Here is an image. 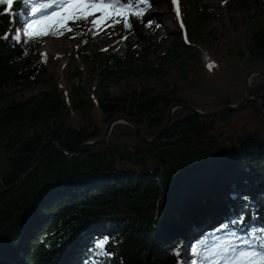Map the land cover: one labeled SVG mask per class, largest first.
<instances>
[{
	"label": "trees",
	"instance_id": "obj_1",
	"mask_svg": "<svg viewBox=\"0 0 264 264\" xmlns=\"http://www.w3.org/2000/svg\"><path fill=\"white\" fill-rule=\"evenodd\" d=\"M225 4L255 20L264 18V0ZM18 5L13 0L18 15L11 23L8 15H0V36L8 35L0 39V193L7 190L0 195V264H89L94 245L87 249L86 237L97 235L114 243L116 254L109 264H181L173 252L175 239L182 244L207 219L212 222L209 212L216 210L219 215H213L225 220L240 213L244 204L217 197L231 183L239 197L252 187L256 200L249 203L246 222L264 224V76L251 79V100L241 111L205 118L176 110L155 145L118 124L106 143L72 160L53 145L43 147L54 138L68 153L78 154L84 144L103 138L110 121L121 116L152 140L175 103L206 113L238 105L245 97L246 76L264 71V20L254 23L237 48L225 47L219 38L214 44L201 35L215 17L188 2L182 19L188 42L209 40L216 51L212 67L191 55L179 66L178 78L161 90L142 86L109 95L100 83L90 95L72 84L67 97L38 59L39 44L51 32L42 37L33 32L20 42L11 36L29 13V7ZM141 21L142 15L131 11L126 39L114 53L99 57V67L106 55L115 66L102 73L104 83L127 74L122 63L136 54L134 46L141 48L131 62L146 66L138 76L149 73L144 53L154 46L153 32ZM179 50L172 45L160 62H180ZM96 56L83 51L80 59L87 63ZM151 70L156 75L158 65ZM42 85L40 94L15 99L17 92ZM35 160L38 166L31 171ZM247 174L253 177L249 187L242 184ZM208 206L214 209L207 212Z\"/></svg>",
	"mask_w": 264,
	"mask_h": 264
},
{
	"label": "rangeland",
	"instance_id": "obj_2",
	"mask_svg": "<svg viewBox=\"0 0 264 264\" xmlns=\"http://www.w3.org/2000/svg\"><path fill=\"white\" fill-rule=\"evenodd\" d=\"M159 1L160 4L156 5L153 4L156 3V1L152 0L150 8L132 5L131 10L126 11L123 16H114V22L119 20L121 23L123 19V30L120 28V23H113L114 27L111 26V28L120 29L121 31H116V34H114L111 38V42L102 46L97 45L96 32L101 28L106 20L101 23L98 29L95 30H92V25L90 23L91 20H89V18L87 22L83 20L76 21L75 23L69 21L67 27L72 28L73 30L67 31L66 28H63L61 29L63 35L55 36V39L52 40L54 42L55 40L60 39L55 41V43L58 42L63 44L64 47H57L53 53H49L44 51L43 44L51 42V40L40 42L38 59L46 65L50 76L53 77V83L60 87L62 91L67 94V97H69L68 91L70 85L72 84H80L81 87H83L90 95L97 92V87L100 83L105 85L109 95H119L132 87L142 86H150L156 90H161L170 82L172 78H178L179 66L187 57L196 55L199 58L200 63L207 67H212L216 60V51L214 46L209 44V40L201 38V40L194 41L192 44L188 42V30L182 20L188 12V2L199 6L208 15L215 17L206 23L205 29L201 32V35L209 36L211 40L214 41V44H217L216 38H219L218 43L225 47L237 48L240 39L243 38L245 34L249 33L250 28L254 25V23L258 20H264V18L260 19V17L258 20H255L249 12L229 8L225 4L226 0H178L180 9L179 16L176 14V4L173 0ZM131 11L142 15L144 21H148L149 19L153 20L150 27L153 32V39L151 40V43H153L154 46L150 49L147 48L144 53L147 62L150 64V71L143 77L138 76V74L142 72L141 67L144 69L146 66L143 62H131L141 48L140 46H134L133 50L136 54L131 56L129 61L122 63L123 69H127V74L122 76L120 79L113 80L106 84L103 81L102 73L104 71H113L115 66L106 55L103 59V66L99 67V57L104 55V53H114L120 46V42L123 40L121 37H126L124 29L125 18L127 19V16ZM252 14H254V12H252ZM100 16L101 14L99 16H95V19ZM28 19L29 16L25 21ZM157 24L159 26H157ZM21 37L23 39H27L29 36H26L24 32L21 31ZM80 43H83L85 46L81 48ZM172 45L180 48L179 55L182 56L181 61L173 62L171 60L167 61L163 59L160 62V57L164 55ZM186 46H188V52H186ZM105 48L107 49L106 51L102 50ZM80 51L91 52L97 56L91 61L83 63L80 59ZM157 65L158 70L156 71V75H153L151 68ZM71 73H78L79 78L71 79ZM44 89L45 87L42 85L37 90H24L17 92L15 99L20 100L23 98H30L40 94ZM74 114V112L70 113V115ZM243 179L242 184L249 187L253 177L251 174H247L243 177ZM253 193V189L250 187L247 188V191H245L242 195L247 196L249 198V202L253 203L256 200ZM233 194L238 196L234 184L231 183L228 185V190L224 189V191H222V193H220L217 197L223 198L227 196L232 198ZM235 201L238 206L245 203L240 199H235ZM210 209L214 208H209L207 212L210 211ZM214 211L215 214H217V211ZM214 211L209 212L206 216L215 217L216 215H213ZM220 218V220H218L217 217L213 218L212 222L214 223L207 219L206 225H202V227L200 226L199 229L196 228L194 232L189 234L188 237L192 238L194 233L200 231L197 238L193 242H191L190 239L182 244L179 239H175L173 241L174 255L181 264H194V254L192 251L193 246L203 237L204 234L213 231L218 225L226 221L224 218ZM102 237L107 236L97 235L94 238L86 237L85 243L87 249H90L93 245H95V242ZM106 248L113 254L111 257L115 256L116 248L111 238H109ZM177 250L179 251V255L176 254Z\"/></svg>",
	"mask_w": 264,
	"mask_h": 264
},
{
	"label": "snow or ice",
	"instance_id": "obj_3",
	"mask_svg": "<svg viewBox=\"0 0 264 264\" xmlns=\"http://www.w3.org/2000/svg\"><path fill=\"white\" fill-rule=\"evenodd\" d=\"M144 0H19V5L29 7V19L22 22V27L16 28L11 36L16 42H20V32L26 36L33 32L36 36L63 35L61 29L68 28L69 21H88L90 16H95L100 12L101 16L90 21L92 30L98 29L105 20H112L114 16H123L126 11H130L132 5L141 4ZM176 4V14L179 16L178 0H173ZM0 5L6 7L0 10V15H8L10 23L12 17L18 15L13 11V0H0ZM18 5V6H19ZM151 7L150 4L147 5ZM139 15V13H137ZM146 27L153 23L152 19L141 21ZM115 23H120L116 20ZM114 24L112 25L114 27ZM157 26H159L157 24ZM125 27L131 28L132 24L125 18ZM120 32V29H115ZM75 38V37H73ZM126 39V37H121ZM0 39H8V35L0 36ZM102 50H107L102 49ZM233 199H241L245 203L238 215H234L218 225L213 231L208 232L199 239L193 246V253L197 257L196 264H264V224H249L247 209L249 208V198L239 197L233 194ZM256 214H251V219H256ZM109 238L102 237L95 242L91 252L89 264H109V259L113 255L106 248ZM179 255V251H176Z\"/></svg>",
	"mask_w": 264,
	"mask_h": 264
},
{
	"label": "water",
	"instance_id": "obj_4",
	"mask_svg": "<svg viewBox=\"0 0 264 264\" xmlns=\"http://www.w3.org/2000/svg\"><path fill=\"white\" fill-rule=\"evenodd\" d=\"M253 76H264V71H261V70H258V71H253V72H250L247 76H246V91H245V97L244 99L242 100L241 103H239L238 105H235V106H228V107H225L223 109H220L218 111H215V112H210V113H206V112H201L197 109H194L192 107H189L187 106L186 104H181V103H175L173 104L170 109H169V117H168V121H167V124L165 125V127L162 129V131L152 140H149L147 139L142 130L135 124H133L127 117L125 116H121L119 118H116V119H113L110 121L108 127H107V131H106V134L104 135L103 138L101 139H98V140H93L91 142H88L86 144L83 145L80 153L78 154H71V153H68L58 142L56 139L54 138H48L44 141L43 143V147H45L46 145H53L58 151L62 152L63 154H65L70 160L76 158V157H81L83 156L89 148L93 147V146H97V145H100V144H104L106 143L110 136H111V133H112V130L113 128L118 125V124H125V125H128L130 127H132L136 133L139 135L140 139L148 144V145H155L159 140H160V137L163 133V131H165V129L168 127L172 117H173V114L176 110L178 109H188L190 110L191 112L195 113L196 115L200 116V117H205V118H209V117H213V116H216V115H219L221 113H224V112H238V111H241L245 108L246 104L251 100L250 98V94H251V87H250V83H251V79L253 78ZM38 166V163H37V160H35L34 162V165H33V168L31 169V171H34ZM27 175V174H26ZM26 175H24L23 177H25ZM7 190H4L3 192L0 193L3 194L5 193Z\"/></svg>",
	"mask_w": 264,
	"mask_h": 264
},
{
	"label": "bare ground",
	"instance_id": "obj_5",
	"mask_svg": "<svg viewBox=\"0 0 264 264\" xmlns=\"http://www.w3.org/2000/svg\"><path fill=\"white\" fill-rule=\"evenodd\" d=\"M152 0H144L143 3L141 4H134V5H139V6H144V8H148V4H152L151 3ZM156 3H153V4H156V5H159L160 4V1L159 0H155ZM105 2H108V0H105ZM101 13L100 12H96L95 16H99ZM95 16H90L89 17V20H94L95 19ZM123 18V17H122ZM168 18V17H167ZM161 19V18H160ZM169 19V18H168ZM114 23V20H106L104 22V24L101 26V28L96 32V39H97V45L98 46H102V45H106V44H109L111 42V38L114 34H116V31L115 29L111 28V26L113 25ZM120 28L123 30V19L120 23ZM60 39H57L55 41H58ZM55 41H51V42H48V43H44L43 46H44V51L45 52H49V53H53L54 50H56L57 47H64L63 44H60L58 42L55 43ZM61 42V41H60ZM218 220H220L221 218L218 217V216H213L212 218H216ZM200 231H197L196 233L193 234V237L190 238V241L193 242L197 236H198V233ZM190 245V244H189ZM188 253V252H187ZM185 255V254H184ZM190 256V255H189ZM185 258V257H184ZM189 263V262H188Z\"/></svg>",
	"mask_w": 264,
	"mask_h": 264
}]
</instances>
